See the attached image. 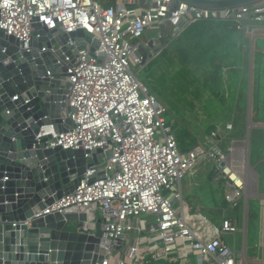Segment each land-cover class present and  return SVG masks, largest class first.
<instances>
[{
    "label": "built area",
    "instance_id": "built-area-1",
    "mask_svg": "<svg viewBox=\"0 0 264 264\" xmlns=\"http://www.w3.org/2000/svg\"><path fill=\"white\" fill-rule=\"evenodd\" d=\"M196 20L233 21L239 31L251 33L254 27L248 21L264 23V0L223 8L186 0H0V29L15 36L21 49L31 48L37 23L59 37L68 35L65 43L48 40L44 50L55 53L68 47L56 64L67 67L65 101L75 111L68 114L67 130L63 120L62 130L44 125L40 135L52 136L47 147L82 149L86 159L98 153L102 160L87 167L73 192L37 216L96 212L102 232L99 247L107 257L95 264H252L239 259L225 239L239 230L238 221L224 218L212 236L199 232L188 221L181 189L202 161H214L217 179L227 185L226 202L238 208L246 181L233 147L224 150L225 137L213 131L212 145L182 151L175 118L139 77L147 35L154 27L161 28L153 36L161 44L167 29L177 36ZM80 31L83 38L91 34L97 46L85 41L80 48L70 35ZM43 36L37 34L38 43ZM24 223L30 225V219Z\"/></svg>",
    "mask_w": 264,
    "mask_h": 264
},
{
    "label": "water",
    "instance_id": "water-1",
    "mask_svg": "<svg viewBox=\"0 0 264 264\" xmlns=\"http://www.w3.org/2000/svg\"><path fill=\"white\" fill-rule=\"evenodd\" d=\"M186 1L223 8L259 0ZM35 27L30 49H21L15 36L0 29V264L101 263L107 254L99 247L102 232L96 212L78 215L67 210L37 216L73 192L87 167L97 164L102 155L94 153L93 159H86L82 149L47 147L52 136L40 135L44 125L54 124L57 131L62 130L63 120L67 130L71 124L68 114L75 108L65 101L70 87L67 67L56 64L57 57L65 58L62 51L68 47L55 53L44 50L48 40L65 43L68 35L59 37L41 23ZM38 33L44 35L41 43ZM70 35L80 48L85 41L97 46L91 34L85 38L82 31ZM148 45L160 51L158 41L151 39ZM87 48L92 55V46ZM152 56L144 53V63ZM111 155L109 151L107 157ZM28 219L30 225L24 223ZM71 222L94 223L95 228L74 230Z\"/></svg>",
    "mask_w": 264,
    "mask_h": 264
},
{
    "label": "rangeland",
    "instance_id": "rangeland-1",
    "mask_svg": "<svg viewBox=\"0 0 264 264\" xmlns=\"http://www.w3.org/2000/svg\"><path fill=\"white\" fill-rule=\"evenodd\" d=\"M159 29L161 28L154 27L152 35L146 34L147 42L154 39L153 36L157 35ZM174 38L175 36H171L169 41ZM261 39L263 44L261 43L260 47L264 48V36ZM162 48L160 47V50ZM255 48L257 45L248 33L243 31L233 33L228 45H221L216 49L218 59L215 63L206 62L199 69L198 96L194 91L195 88H192L178 103V108L173 115L179 124L177 129L184 127L198 139V145H212L213 131L225 137L222 145L224 150H229L235 144H246L247 165L253 175L249 176L248 183L244 187L243 201L235 211L240 231L229 234L227 238L229 245L241 254V258L245 251V257L248 260L261 261L264 258V53L255 57L253 53ZM202 49L203 46L200 45L195 51L199 52ZM144 53L155 55L156 51L147 47ZM176 54L177 52L174 51L173 55ZM211 54H208L209 57ZM178 63L177 56L175 64L170 68L171 78L179 70ZM215 65H220L224 73V83L219 90L222 97L205 85L206 74ZM158 73L161 71L159 70ZM160 100L170 109L164 100L161 98ZM206 162H212L215 167L214 161L204 160L201 163ZM194 170L182 181L185 194L195 192L197 186L195 184H198L205 174V168L200 164ZM219 189H221L220 197L217 200L218 204L222 205L225 191L223 187ZM199 206L200 203L194 200L190 207ZM217 210V208L211 210L200 208L197 211H190L186 208V214L188 221L195 229H201L212 236L219 232L224 219V214L218 213ZM70 225L74 230L95 228L94 223L71 222Z\"/></svg>",
    "mask_w": 264,
    "mask_h": 264
},
{
    "label": "trees",
    "instance_id": "trees-1",
    "mask_svg": "<svg viewBox=\"0 0 264 264\" xmlns=\"http://www.w3.org/2000/svg\"><path fill=\"white\" fill-rule=\"evenodd\" d=\"M171 31L170 28L165 31L166 37L160 44V47L163 48L143 64L139 71V77L159 100L161 98L169 105L170 114L173 115V112H176L178 108V103L192 88H195L194 91L198 96L200 78L197 73L199 69L206 62L214 64L218 59L216 53L218 46L228 45L230 36L239 30L233 21L196 20L184 26L182 31L169 41ZM185 42L188 43L185 44ZM200 45L203 46V49L196 52L195 50ZM172 47H174L173 50ZM174 51L177 52L176 55H173ZM210 53L212 54L209 57ZM177 56L179 57V70L171 78L170 68L175 64ZM213 68L206 74L205 85L222 97L219 90L224 83V73L220 65H215ZM159 70L161 73H158ZM173 117L175 118L174 115ZM177 127H179L178 122L175 123V129L182 151H189L198 146V139L194 135L184 127H180V129ZM226 207L227 203L224 201L217 212L221 214L222 208Z\"/></svg>",
    "mask_w": 264,
    "mask_h": 264
},
{
    "label": "crops",
    "instance_id": "crops-1",
    "mask_svg": "<svg viewBox=\"0 0 264 264\" xmlns=\"http://www.w3.org/2000/svg\"><path fill=\"white\" fill-rule=\"evenodd\" d=\"M247 24L251 27H254V31H252L251 33H248L252 37V40H254L255 44L257 45V48L253 49V53L255 54V57L260 56L261 53H264V48L260 47V44L262 43L261 37L264 36V23L262 25L258 26L255 22L248 21ZM247 152H248V150H247ZM200 165L205 168V174L200 179V182L198 184H195V185H197L196 191L193 193L185 194L183 191V183L181 185L182 193H183V196H184L185 201H186V208L189 209L190 211H192V210L197 211L200 208L201 209H208V210H211L214 208L219 209V208H221V205L218 204L219 202L217 200L220 197L219 190H221V189H219V187L224 188L225 192L223 195V198H224L223 200L226 202V200H225V194L227 191L226 182L223 179H217V172H215L216 169H215L214 164L212 162L200 163ZM206 166H208V168H206ZM194 171H192V173ZM215 186H217L218 188ZM194 200L198 201L200 203L199 207H190ZM227 207H230L228 203H227ZM226 208H222V213L224 214V218H233V219L237 220L239 223V220H238L237 216L235 215V211L237 210V208L233 209L232 207H230L231 209H229V210H227ZM197 230L199 232L204 233V231L201 229H197ZM239 231H240V225H239V230L237 232H239ZM244 232H245V228H244ZM228 235L225 236V239L227 242H228V238H227ZM233 249L235 250L237 256H239L238 257L239 259L243 260V258H244L249 263L262 264V262L264 260V258L261 261L248 260L245 257V251L243 253V257L241 258V254L239 252H237L235 248H233Z\"/></svg>",
    "mask_w": 264,
    "mask_h": 264
},
{
    "label": "bare ground",
    "instance_id": "bare-ground-1",
    "mask_svg": "<svg viewBox=\"0 0 264 264\" xmlns=\"http://www.w3.org/2000/svg\"><path fill=\"white\" fill-rule=\"evenodd\" d=\"M233 151L234 153L239 157L240 162L242 163L244 167V174H245V181L246 184L248 183L249 176L253 175V172L249 169L247 165V159H248V152L245 145H233ZM232 177L236 179L238 184L243 183L242 179L238 176L236 173H232ZM254 186V185H253ZM255 189V188H254Z\"/></svg>",
    "mask_w": 264,
    "mask_h": 264
}]
</instances>
